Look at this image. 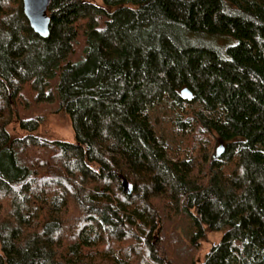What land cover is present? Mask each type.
I'll use <instances>...</instances> for the list:
<instances>
[{"label": "trees", "instance_id": "1", "mask_svg": "<svg viewBox=\"0 0 264 264\" xmlns=\"http://www.w3.org/2000/svg\"><path fill=\"white\" fill-rule=\"evenodd\" d=\"M48 13L44 38L0 0V264H264V0ZM41 105L76 142L39 133Z\"/></svg>", "mask_w": 264, "mask_h": 264}, {"label": "rangeland", "instance_id": "2", "mask_svg": "<svg viewBox=\"0 0 264 264\" xmlns=\"http://www.w3.org/2000/svg\"><path fill=\"white\" fill-rule=\"evenodd\" d=\"M236 42L237 39L234 38V40L232 42H228V44H234ZM36 113H45L44 115L46 116L45 119L46 122L40 129L39 133L49 134L50 131L52 130V132L55 133L58 137L70 142H76V136L72 127L71 119L67 114L61 112L59 107H57L56 105H52V106L41 105L39 106V108H37L35 114ZM167 113L168 111H164L162 113H159L157 117H154L155 123L156 124L160 123L161 125L163 119L167 117L168 115ZM165 127H166L165 125H161V128H163L160 129L161 134H165V132L167 131L165 130ZM9 130L14 136L20 137L25 134V131H23L19 127H14L13 125L9 127ZM167 133L170 134L169 131H167ZM221 236H222L221 233H215L210 235V240L208 242H205L203 244V247L195 255L198 261L200 262L204 261L205 256L209 251V249L211 248L212 244L218 242L221 239Z\"/></svg>", "mask_w": 264, "mask_h": 264}, {"label": "water", "instance_id": "3", "mask_svg": "<svg viewBox=\"0 0 264 264\" xmlns=\"http://www.w3.org/2000/svg\"><path fill=\"white\" fill-rule=\"evenodd\" d=\"M52 0H23L24 12L27 16L33 30L41 37H48L50 35L51 17L48 13ZM185 99H191L193 92L185 87L181 91ZM222 147L219 148L220 152ZM219 154V153H218ZM123 190L128 195L133 194L134 186L131 181L125 176L120 175Z\"/></svg>", "mask_w": 264, "mask_h": 264}]
</instances>
